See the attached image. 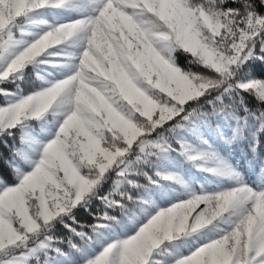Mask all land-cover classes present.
Returning a JSON list of instances; mask_svg holds the SVG:
<instances>
[{"label":"rangeland","instance_id":"obj_1","mask_svg":"<svg viewBox=\"0 0 264 264\" xmlns=\"http://www.w3.org/2000/svg\"><path fill=\"white\" fill-rule=\"evenodd\" d=\"M190 24L180 0H0V135H18L13 182L0 178V264H242L246 249L254 253L246 246L249 231L256 221L264 229V211L240 206L249 191L234 181L189 198L154 190L141 208L84 225L88 231L65 241L43 236L61 200L71 206L91 186L73 159L91 164L95 177L111 160L95 129L106 121L129 142L135 139L111 104L114 97L148 107L139 78L176 97L190 90L158 43L167 37L159 28L165 25L193 51L199 42ZM130 55H138L143 75L131 69ZM25 66L42 71L29 95L8 88ZM257 186L263 190L262 181ZM225 221L230 225L222 233L183 255L184 234L196 230L187 224L218 228ZM259 245L264 248V236Z\"/></svg>","mask_w":264,"mask_h":264},{"label":"trees","instance_id":"obj_2","mask_svg":"<svg viewBox=\"0 0 264 264\" xmlns=\"http://www.w3.org/2000/svg\"><path fill=\"white\" fill-rule=\"evenodd\" d=\"M180 3L199 44L193 51L188 50L165 25L159 28L166 31L167 37L158 43L190 90H180L176 97L138 77L148 107L114 97L111 104L136 132L135 139L129 142L106 121L95 129L96 140L111 160L95 177L91 164L73 159L91 186L71 206L61 200L63 208L47 220L43 236L65 241L74 231H88L84 225L93 228L95 222H110L108 216L135 206L136 210L141 208L148 194L159 189L189 198L218 192L234 181L236 188L249 191L244 204L239 200L237 203L264 211V0ZM201 18L206 28H202ZM158 24L154 30L160 33ZM137 56H129V65L142 74ZM19 74L8 88L18 87L22 95L34 93L42 71L25 66ZM220 129L225 130L224 135L218 133ZM17 145L18 135H0V178L7 183L13 182L10 162ZM230 170L234 172L231 178ZM260 181L263 190L258 189ZM223 215L231 217L229 212ZM259 224L253 223L246 244L254 253L250 255L246 249L249 258L242 264H264V248L259 245L264 229ZM229 225L227 221L218 228L187 224V230H196L184 234L183 255L192 254L199 244L217 237ZM37 238L41 239L42 234ZM75 241L81 243L80 239ZM67 245L62 244L59 251L65 252Z\"/></svg>","mask_w":264,"mask_h":264}]
</instances>
